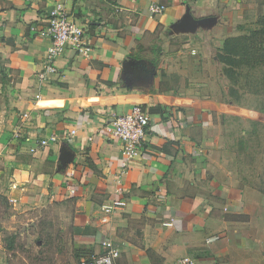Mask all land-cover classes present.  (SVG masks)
<instances>
[{"label":"crops","instance_id":"crops-1","mask_svg":"<svg viewBox=\"0 0 264 264\" xmlns=\"http://www.w3.org/2000/svg\"><path fill=\"white\" fill-rule=\"evenodd\" d=\"M252 1L0 0V189L13 208L59 204L83 257L112 240L115 264H176L183 255L196 264H264L261 196L212 171L197 146L201 112L150 111L147 139L123 171L121 141L105 128L135 103L120 82L137 41L189 20L186 29L214 27L221 48ZM150 3L164 12L152 14ZM57 4L93 49H67L40 80L49 39L38 31ZM149 98L141 97L151 105ZM51 135L55 141L39 144Z\"/></svg>","mask_w":264,"mask_h":264},{"label":"rangeland","instance_id":"rangeland-1","mask_svg":"<svg viewBox=\"0 0 264 264\" xmlns=\"http://www.w3.org/2000/svg\"><path fill=\"white\" fill-rule=\"evenodd\" d=\"M254 1L238 23L234 20L232 35L253 28L264 13V0ZM189 22L137 41L120 85L148 112H201L194 126L199 127L197 146L212 171L226 184L256 191L264 205V67L241 66L228 78L217 57L214 27L204 34L196 26L186 29ZM142 96H150L151 105ZM68 218L59 204L19 212L0 189V264H78L84 257Z\"/></svg>","mask_w":264,"mask_h":264},{"label":"built area","instance_id":"built-area-1","mask_svg":"<svg viewBox=\"0 0 264 264\" xmlns=\"http://www.w3.org/2000/svg\"><path fill=\"white\" fill-rule=\"evenodd\" d=\"M148 6L152 14H160L165 10V6L158 3H150ZM30 28L36 30L33 25ZM38 34L49 39L43 56L42 68L38 72L40 80L46 79L57 71L56 60L67 49L83 56L89 55L93 49L85 40L84 28L71 18L65 6L61 4L53 8L47 18V24L38 31ZM105 128L112 138L121 141L120 167L123 171L147 139L151 128L150 115L141 104L134 103L127 112L113 116ZM74 132V130L71 131V133ZM49 140L55 141L56 136L51 135L48 139H40L39 144L44 146ZM104 209L108 212L112 207L104 206ZM102 247L101 252L81 258L78 264H115L120 255L119 247L112 240L103 241ZM176 264H196V260L189 255H183L178 258Z\"/></svg>","mask_w":264,"mask_h":264},{"label":"trees","instance_id":"trees-1","mask_svg":"<svg viewBox=\"0 0 264 264\" xmlns=\"http://www.w3.org/2000/svg\"><path fill=\"white\" fill-rule=\"evenodd\" d=\"M217 57L224 64V74L230 79H233L235 68L264 67V13L258 17L253 28L225 37Z\"/></svg>","mask_w":264,"mask_h":264}]
</instances>
